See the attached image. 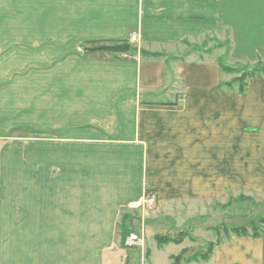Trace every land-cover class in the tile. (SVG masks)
I'll return each instance as SVG.
<instances>
[{
	"label": "crops",
	"instance_id": "0c3cea01",
	"mask_svg": "<svg viewBox=\"0 0 264 264\" xmlns=\"http://www.w3.org/2000/svg\"><path fill=\"white\" fill-rule=\"evenodd\" d=\"M58 6L67 27L83 30L76 42L85 48L134 50L85 55L67 39L57 48L68 50L62 62L23 72L31 76L8 63L23 52L0 51V264H116L121 216L139 227L127 208L148 193L158 217L182 211L169 221L181 233L199 205L204 215L233 186L264 191V136L252 131L245 104L251 89L264 97V76L240 93L220 65L228 51L264 62V0ZM207 42L218 43L214 57L201 52ZM211 261L264 264L263 237L231 235Z\"/></svg>",
	"mask_w": 264,
	"mask_h": 264
},
{
	"label": "rangeland",
	"instance_id": "374dc122",
	"mask_svg": "<svg viewBox=\"0 0 264 264\" xmlns=\"http://www.w3.org/2000/svg\"><path fill=\"white\" fill-rule=\"evenodd\" d=\"M62 1L0 0L1 56L10 51H12L10 55H13L15 51L23 52L21 56L14 58L10 56V59H12L8 63H11V66H14V64L21 65L19 70L23 73L30 68L36 70V68L45 67L42 65L58 64L62 62L64 55L68 52L66 50L62 53L57 49L64 45V40L68 39L66 41L67 46H83L86 43V40H82L81 43L76 42L77 39H80V36L82 37L83 30L74 32L66 26L67 22L61 14V8L58 6V3L61 4ZM69 12L73 14L74 10L70 8ZM198 44L200 45L202 42ZM208 44L209 42L205 45L206 51L201 52H204V54L207 52L214 57L217 54L218 43L212 42L211 45ZM83 49L85 48L83 47ZM98 52L101 54L113 53L107 51ZM113 54L117 55L118 53ZM199 54L203 55L200 52ZM228 54L230 57L225 55L223 59L229 61L225 62L231 66L238 65L235 66L237 68H241L240 65L254 66L260 62H253L254 60L238 61L235 57L233 58L230 51H228ZM75 55H78V53ZM22 75L31 76L28 72ZM35 75L39 74H32V76ZM224 75V79L229 76L227 73H224ZM237 75L239 74L233 73L231 77ZM233 89L237 90V87L234 86ZM256 97L258 96L252 89L246 96L247 120L251 121L248 123H252V131L255 129L261 136H264V97L262 96L261 100L258 97V101H260L254 103ZM256 109L258 110L256 111ZM15 131L13 130L12 133ZM262 154L264 155V149H262ZM252 192V189L244 186H233L229 191L227 201L224 203L215 201L212 202V206L207 204L204 215H200L202 206L199 205L198 215H193L192 217L187 215L186 217H191L188 220V225L195 227V232L188 225H185V229L181 233L179 230H171L169 221L173 223L174 219L180 218L182 211L178 212V214L176 213V215L173 213L172 217H165L163 214H159L158 217L157 207L155 206L153 210L148 211L145 221V219L142 220L141 212L137 210L135 212L137 213L135 220L137 219L139 227L135 226L134 230L143 234V246L138 245L134 248L118 247L116 251L117 257H114L116 264H167V254L175 250L180 251L181 259L178 264H212V255H210L212 246L214 245V249L217 242L234 235L232 231L234 227H245L249 233L258 230L264 240V224L261 223V218H264V191ZM129 229L132 228L129 227ZM167 237L177 238L181 241L170 243L165 239ZM205 254L208 255V260L202 259ZM172 264H174L173 259Z\"/></svg>",
	"mask_w": 264,
	"mask_h": 264
},
{
	"label": "trees",
	"instance_id": "16d2710c",
	"mask_svg": "<svg viewBox=\"0 0 264 264\" xmlns=\"http://www.w3.org/2000/svg\"><path fill=\"white\" fill-rule=\"evenodd\" d=\"M83 47H84V45H83ZM131 50H134V47L131 46L130 51ZM89 51H90L89 48H85L84 54L86 55ZM142 53L143 54H151V52H148L145 50H142ZM220 65H221L222 70L225 72L238 73L239 74L236 77H234L232 80L227 82L226 85H229L230 88H233L234 86L237 87V90L240 93H244L246 91L248 79H250L252 77L259 76V75H264V63H260V62L257 63L256 65L250 66V67L240 65L241 68L235 67L238 65H235V66L232 65L231 66L230 64H227L224 61H220ZM129 217H130V214L125 212L121 216V221L119 223V232L121 235V246H123V242H124L125 238L127 237V235L131 232V230H133V229H129V226L127 224ZM261 223L264 224V218H261ZM232 231L234 232L235 235H246L249 233L247 228H245V227H240V228L234 227V228H232ZM252 234L254 236H259L260 232L258 230H255ZM165 239H167L168 242H179V241H181L180 239L171 238V237H167ZM217 243H219V242H217ZM213 246H212V249L210 251V253H211L210 255H212ZM181 255H182V253H181ZM171 258L174 260V264H178V261L181 259L180 254L172 256ZM207 258H208V255L205 254V255H203L202 259L208 260Z\"/></svg>",
	"mask_w": 264,
	"mask_h": 264
},
{
	"label": "built area",
	"instance_id": "2783aa9c",
	"mask_svg": "<svg viewBox=\"0 0 264 264\" xmlns=\"http://www.w3.org/2000/svg\"><path fill=\"white\" fill-rule=\"evenodd\" d=\"M133 38H136V32H133ZM156 206V199L154 194H147L139 202H133L128 207L131 210H139L141 212L142 220L148 215L149 210H153ZM144 236L141 232H130L124 240L126 248L143 245Z\"/></svg>",
	"mask_w": 264,
	"mask_h": 264
},
{
	"label": "water",
	"instance_id": "95a60500",
	"mask_svg": "<svg viewBox=\"0 0 264 264\" xmlns=\"http://www.w3.org/2000/svg\"><path fill=\"white\" fill-rule=\"evenodd\" d=\"M131 46L129 43H118L112 45H97L94 47L89 48L91 51H107V52H114V53H126L130 50Z\"/></svg>",
	"mask_w": 264,
	"mask_h": 264
}]
</instances>
